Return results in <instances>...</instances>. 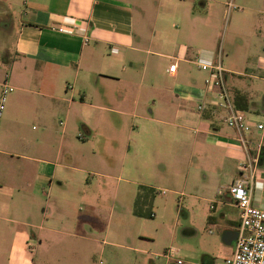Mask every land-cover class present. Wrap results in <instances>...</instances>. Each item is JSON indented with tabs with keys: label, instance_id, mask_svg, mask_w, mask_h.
I'll use <instances>...</instances> for the list:
<instances>
[{
	"label": "crops",
	"instance_id": "obj_1",
	"mask_svg": "<svg viewBox=\"0 0 264 264\" xmlns=\"http://www.w3.org/2000/svg\"><path fill=\"white\" fill-rule=\"evenodd\" d=\"M140 1V7L137 0L6 1L9 9L19 10L17 19L8 17L1 27L0 85L7 80L18 93L7 98L0 117V264H98L104 248L122 247L110 241L118 236L108 225L95 223L91 215L76 219L70 212L74 202L69 194L85 198L91 187L70 174L87 173L79 145L103 143L95 130L102 118L97 111L112 117L104 136L107 156L99 159L103 170L111 165L110 153L119 149L121 133L112 134V126L120 129L121 120L131 118L144 127L149 157L138 164L136 202H151L154 190L161 189L154 183L160 171L159 177L167 175L186 191L179 196L207 205V222L222 234L236 232L238 211L228 186L248 153L257 158L251 204L264 209V0H188L169 8ZM228 1L240 9L236 30L245 37L253 29L257 36L254 42L238 39L245 49L223 65L210 30L226 14ZM150 7L157 12L162 39L154 51L136 29V8ZM155 57L160 61H151ZM218 59L232 102L245 106L247 133L224 125L213 112V89L204 85L207 73L196 65ZM173 63L176 70L170 74ZM138 68L137 82L132 74ZM149 102L147 112L143 107ZM89 117L94 126L85 120ZM56 118L60 127L53 128ZM28 119L42 124L37 139L21 134ZM157 143L163 149L155 156L152 146ZM174 145L189 157L195 169L190 174L167 173L163 162H155L177 160ZM122 161V171H129L125 157ZM131 217L139 218L135 209Z\"/></svg>",
	"mask_w": 264,
	"mask_h": 264
},
{
	"label": "rangeland",
	"instance_id": "obj_2",
	"mask_svg": "<svg viewBox=\"0 0 264 264\" xmlns=\"http://www.w3.org/2000/svg\"><path fill=\"white\" fill-rule=\"evenodd\" d=\"M6 1L0 0V37L1 27L4 23H8L9 18L17 19L18 10L16 8L9 9ZM149 6H153L156 2L169 8L174 5L185 6L188 0H148ZM142 4V1L137 0L136 6ZM138 7V8H139ZM237 7V6H236ZM136 8V29L141 31L146 36L145 43L149 50H157L161 42V32L157 29V12L150 7L149 10L143 11ZM9 13V14H8ZM239 12L232 9L229 14H223L220 20L215 22L213 29L210 30L212 37L215 38L216 49L220 50L221 61L223 65L236 60L240 57L243 51L242 47L237 45L238 39L245 42H254L256 32L250 30L244 34H240L234 25V18L238 16ZM9 17V18H8ZM217 17V15H216ZM217 19V18H216ZM171 31V30H170ZM145 32V34H144ZM9 42V41H8ZM6 42V43H8ZM248 49V48H246ZM252 52L255 47H251ZM144 58L147 59L146 56ZM151 61H160L157 57L151 58ZM139 68L132 74L134 80L137 82L140 79ZM154 73H152L151 77ZM160 85L163 81L155 79ZM18 93L13 89L5 98L4 109L7 103V98L12 97ZM79 99L78 96L75 100ZM152 104H146L143 109L147 112L152 109ZM5 110H3L4 113ZM94 111V110H91ZM102 114V118L97 119L95 124L92 117L85 119L90 126H94L95 130L101 135L102 142H83L78 150L84 154L86 158V165L84 168L86 174L83 173H70L72 176H80L79 180L83 179L91 183V187L85 192V198L80 197L78 194L70 195L71 215L76 219L82 217H90L91 220L97 219L95 223H100L101 226L108 225L113 231L114 235L118 237L111 239L114 243H119L122 247H106L102 254L98 253L97 258L103 261L104 264H174V262H166L162 257L167 250L174 248L176 250L175 259H180L185 262L197 263L200 260L207 264H223L227 257L231 256L233 247L226 244L221 239V229L207 222L206 218L211 213L207 205L203 202L197 201L194 198H186L179 196L181 192H185L181 185H177L167 175L158 176L160 171L156 172L154 177L155 186L161 188L159 191L154 190L151 202L138 203L134 197V190L137 185H134L139 179L138 166L146 161L149 157V152L146 150L144 138V127L135 119L121 120L122 126L116 129L112 126V134L117 132L121 133L119 139V149L115 153H110L111 156L108 170L101 168L99 159L107 156L105 149V138L109 128L107 121L111 123L112 117L105 118L107 113L97 111ZM54 119L53 128L60 127L59 120ZM2 128L0 127V133ZM42 133V124L39 121L28 119L26 124L21 129V134L30 140L37 139ZM116 135V134H115ZM104 144V145H103ZM152 144H149L151 146ZM152 149L156 155L163 149L161 143L153 144ZM94 151V155L92 154ZM174 153L176 154L175 161L163 160L155 162H163L166 166L167 173L179 172L183 174H190L194 169L189 157L174 145ZM123 157L126 160V167L130 170L122 171L121 166ZM154 160L153 157H151ZM119 162V164H118ZM154 162V167L157 168V163ZM148 171L150 165L146 162ZM67 175L69 174V171ZM97 173H105L107 177L98 175ZM199 176V175H198ZM197 176V177H198ZM178 180V178H177ZM134 182V183H133ZM84 185V183H83ZM82 183L80 184L83 187ZM165 190V193H159ZM184 193V194H185ZM153 200V201H152ZM136 210L139 218H132L128 220L130 212ZM188 212V213H187ZM150 213L152 216H150ZM93 223L94 221H90ZM124 233V235H121ZM122 237V238H121ZM128 247L129 250L126 249Z\"/></svg>",
	"mask_w": 264,
	"mask_h": 264
},
{
	"label": "built area",
	"instance_id": "obj_3",
	"mask_svg": "<svg viewBox=\"0 0 264 264\" xmlns=\"http://www.w3.org/2000/svg\"><path fill=\"white\" fill-rule=\"evenodd\" d=\"M232 9L240 10L232 1H228L226 13L228 14ZM58 30L61 31L62 29L59 28ZM196 67L198 70L207 73L204 85L213 89L215 98L214 103H212L215 108L213 112L220 122L238 133H247L245 113L233 107V102L226 90L221 61L218 59L209 65L197 63ZM175 70V63L168 66V73L173 74ZM12 91L11 84L7 80H3L0 85V117L3 114L5 98ZM197 110L202 111L203 106H197ZM257 129L261 130L262 125H257ZM239 142L245 148L244 138L241 137ZM256 159L250 158L247 153L245 159L238 164L237 177L228 186V193L238 211V226L233 242V251L231 256L224 260L223 264H264V209L254 207L251 204L252 188L257 168ZM176 253V250L172 248L167 250L162 257L167 263L172 261L174 264H192L191 262L175 259ZM98 264H103V262L99 260Z\"/></svg>",
	"mask_w": 264,
	"mask_h": 264
},
{
	"label": "water",
	"instance_id": "obj_4",
	"mask_svg": "<svg viewBox=\"0 0 264 264\" xmlns=\"http://www.w3.org/2000/svg\"><path fill=\"white\" fill-rule=\"evenodd\" d=\"M235 237H236V232L231 233L230 231H227L222 234L221 239L224 243L232 245L235 240Z\"/></svg>",
	"mask_w": 264,
	"mask_h": 264
},
{
	"label": "trees",
	"instance_id": "obj_5",
	"mask_svg": "<svg viewBox=\"0 0 264 264\" xmlns=\"http://www.w3.org/2000/svg\"><path fill=\"white\" fill-rule=\"evenodd\" d=\"M234 106H235V108L237 109V110H240V111H244L245 110V106H241V105H239L236 101H234ZM150 216H152V215H150Z\"/></svg>",
	"mask_w": 264,
	"mask_h": 264
}]
</instances>
